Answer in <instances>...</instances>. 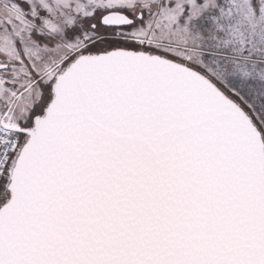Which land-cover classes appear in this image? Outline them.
I'll list each match as a JSON object with an SVG mask.
<instances>
[{"label": "snow or ice", "instance_id": "snow-or-ice-1", "mask_svg": "<svg viewBox=\"0 0 264 264\" xmlns=\"http://www.w3.org/2000/svg\"><path fill=\"white\" fill-rule=\"evenodd\" d=\"M0 264H264V0H0Z\"/></svg>", "mask_w": 264, "mask_h": 264}]
</instances>
